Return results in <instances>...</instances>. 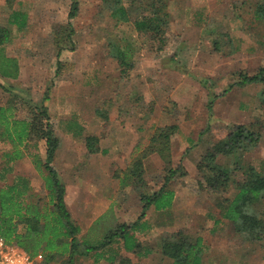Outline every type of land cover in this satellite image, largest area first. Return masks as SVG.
Wrapping results in <instances>:
<instances>
[{"label": "rangeland", "instance_id": "rangeland-1", "mask_svg": "<svg viewBox=\"0 0 264 264\" xmlns=\"http://www.w3.org/2000/svg\"><path fill=\"white\" fill-rule=\"evenodd\" d=\"M142 1L123 0L131 19L140 15ZM259 2L168 0L167 44L157 49L132 22L119 21L103 0H79L72 35V0H0V26L11 34L0 46V58H14L19 66L16 77L0 73V102L14 105L17 117L33 119V124L39 116L33 107H48L59 139L53 166L80 228L81 250L84 242L97 244L112 228L137 221L143 212L141 194L158 190L169 168L181 166L167 182L175 192L172 206L157 210L151 205L142 218L149 228L136 232L140 253L124 248L120 253L132 264H170L161 253L162 237L184 230L202 237L205 264H264L262 242L237 231L218 206L235 195L248 163L264 172V84L235 83L237 73L264 67V18L254 13ZM116 45L129 53L132 65L126 75ZM45 124L35 127L36 134H43ZM235 124L259 130L261 139L241 155L218 158L234 171L229 187L216 191L198 164ZM171 125L178 129L170 148L159 151L160 143L151 138ZM89 136L97 138L96 152L87 147ZM11 149L6 138L0 139V188L24 178L27 199L44 205L50 193L28 153L44 157L45 140L27 141L26 156L10 168L4 152ZM138 159L144 180L136 182L129 171ZM113 248L119 249L115 243L105 248L107 256L115 254ZM95 257L93 251L77 255L76 264H111Z\"/></svg>", "mask_w": 264, "mask_h": 264}, {"label": "trees", "instance_id": "trees-1", "mask_svg": "<svg viewBox=\"0 0 264 264\" xmlns=\"http://www.w3.org/2000/svg\"><path fill=\"white\" fill-rule=\"evenodd\" d=\"M134 1V0H132ZM119 21L133 23L136 32L150 37L157 49H163L167 44V30L171 21L168 0H144L141 2L140 15L131 19L123 0H103ZM79 13V0H72L69 21L70 35L74 33L73 19ZM257 18H264V0H261L254 9ZM11 34L7 27L0 26V46L10 40ZM116 58L120 64L122 75H126L132 63L128 60L127 48L114 46ZM19 66L14 58L2 56L0 58V73L5 77H16ZM236 85L264 84V67L255 73H237ZM4 89H7L2 85ZM232 87V86H230ZM225 90L216 97L225 95ZM261 109L264 112V90L260 93ZM213 102H210V111ZM14 105H3L0 102V139H7L11 145L9 152H4L5 164L11 168L12 164L26 156V142L34 137L43 138L46 143V153L42 157L38 153L30 152L33 163L42 175L45 187L49 190L50 199L44 205L39 201L30 202L27 199V183L24 178H18L11 184L0 188V237L8 244L19 246L31 255L44 253L45 263L51 264L60 257L66 256L61 264H76V256L96 253L95 261L106 258L111 264H132V260L123 256L120 250L140 253V241L136 232L145 231L148 224L142 221L146 210L154 205L157 210H164L172 206L175 192L167 188V182L174 176L178 166L169 168L166 182L156 191L143 192V212L140 218L132 223H122L109 230L97 244L83 243L80 249L76 235L80 228L75 224L72 214L65 201V185L59 179V174L53 166L59 139L54 134V126L48 107L46 105L33 107L32 112H37L34 124L28 119L18 118L14 112ZM36 113V114H37ZM46 121L43 134H36L35 127ZM178 129L177 125L160 127L151 141L160 143L159 151L169 150V139ZM41 135V137H40ZM261 139V132L246 125L235 124L225 139L218 141L210 148L199 162L198 167L202 172L207 185L216 190H226L232 182L233 169L220 163L218 158L235 155L237 152L255 147ZM97 138L89 136L87 147L90 152H96ZM129 173L136 182L143 181L142 159L136 160L130 167ZM142 184V183H141ZM237 192L232 198L218 201L223 218L230 220L237 231L245 233L248 238L262 242L264 247V172L253 164L246 165L243 180L236 184ZM223 189V190H222ZM262 209V210H261ZM22 225V229H20ZM119 249H114L115 254L106 255L105 248L114 244ZM104 249V252H100ZM161 253L170 259V264H205L203 239L200 236L192 237L184 230H178L162 237ZM119 258V259H118Z\"/></svg>", "mask_w": 264, "mask_h": 264}, {"label": "built area", "instance_id": "built-area-1", "mask_svg": "<svg viewBox=\"0 0 264 264\" xmlns=\"http://www.w3.org/2000/svg\"><path fill=\"white\" fill-rule=\"evenodd\" d=\"M0 264H45L42 252L31 255L23 248L8 244L0 237Z\"/></svg>", "mask_w": 264, "mask_h": 264}]
</instances>
